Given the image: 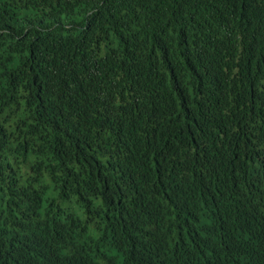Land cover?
I'll return each mask as SVG.
<instances>
[{
    "label": "trees",
    "instance_id": "obj_1",
    "mask_svg": "<svg viewBox=\"0 0 264 264\" xmlns=\"http://www.w3.org/2000/svg\"><path fill=\"white\" fill-rule=\"evenodd\" d=\"M0 201V264H264V0H0Z\"/></svg>",
    "mask_w": 264,
    "mask_h": 264
},
{
    "label": "rangeland",
    "instance_id": "obj_2",
    "mask_svg": "<svg viewBox=\"0 0 264 264\" xmlns=\"http://www.w3.org/2000/svg\"><path fill=\"white\" fill-rule=\"evenodd\" d=\"M28 170V166L26 167V166H22V168H21V171L22 172H25V171H27ZM4 204L0 201V211H1V208H2V206H3Z\"/></svg>",
    "mask_w": 264,
    "mask_h": 264
}]
</instances>
